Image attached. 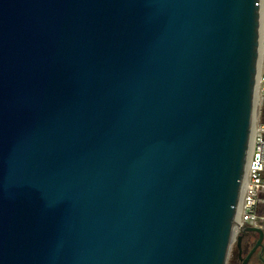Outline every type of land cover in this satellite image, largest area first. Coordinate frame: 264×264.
Wrapping results in <instances>:
<instances>
[{
	"label": "water",
	"instance_id": "1",
	"mask_svg": "<svg viewBox=\"0 0 264 264\" xmlns=\"http://www.w3.org/2000/svg\"><path fill=\"white\" fill-rule=\"evenodd\" d=\"M260 41L261 0H0V264H227Z\"/></svg>",
	"mask_w": 264,
	"mask_h": 264
},
{
	"label": "built area",
	"instance_id": "2",
	"mask_svg": "<svg viewBox=\"0 0 264 264\" xmlns=\"http://www.w3.org/2000/svg\"><path fill=\"white\" fill-rule=\"evenodd\" d=\"M259 86L264 102V66L259 73ZM260 114V113H259ZM242 193L234 227V239L241 233L245 225L264 227V214L260 211L264 203V122L258 116L254 134L252 152L248 164L246 179L242 185ZM239 217L237 219V215Z\"/></svg>",
	"mask_w": 264,
	"mask_h": 264
},
{
	"label": "flooded vegetation",
	"instance_id": "3",
	"mask_svg": "<svg viewBox=\"0 0 264 264\" xmlns=\"http://www.w3.org/2000/svg\"><path fill=\"white\" fill-rule=\"evenodd\" d=\"M239 235L233 244L230 264H264V239L259 243L260 233L245 230Z\"/></svg>",
	"mask_w": 264,
	"mask_h": 264
},
{
	"label": "bare ground",
	"instance_id": "4",
	"mask_svg": "<svg viewBox=\"0 0 264 264\" xmlns=\"http://www.w3.org/2000/svg\"><path fill=\"white\" fill-rule=\"evenodd\" d=\"M263 39H264V0H261V41H260L259 68H258V75H257V82H256L254 113H253L252 131H251L250 144H249L248 160H247V165H246V170H245V175H244L243 182L246 179V175H247L248 164H249V160H250V156H251V152H252L254 134H255V131H256V128H257L258 116H259L260 108H261V105H262V102H261L262 94H261V90H260V86H259V79L258 78H259V73H260V71L263 68V62H264V43H263ZM242 191H243V189H242ZM239 205H241L240 202H239ZM237 212H238V210H237ZM238 217H239V213L237 215V219H238ZM235 221H236V218H235Z\"/></svg>",
	"mask_w": 264,
	"mask_h": 264
},
{
	"label": "rangeland",
	"instance_id": "5",
	"mask_svg": "<svg viewBox=\"0 0 264 264\" xmlns=\"http://www.w3.org/2000/svg\"><path fill=\"white\" fill-rule=\"evenodd\" d=\"M263 43H264V39H263ZM263 66H264V63H263ZM261 102H262V97H261ZM263 116H264V102H263L262 105H261V108H260V114H259L260 120H261L262 122H263V120H262ZM260 211H261V213L264 214V203L261 204V206H260ZM234 241H235V240H234ZM233 244H234V242H233ZM233 244H232V247H231V251H230V255H229V259H228V263H227V264H230V258H231V256H232V248H233Z\"/></svg>",
	"mask_w": 264,
	"mask_h": 264
},
{
	"label": "trees",
	"instance_id": "6",
	"mask_svg": "<svg viewBox=\"0 0 264 264\" xmlns=\"http://www.w3.org/2000/svg\"><path fill=\"white\" fill-rule=\"evenodd\" d=\"M262 120H263V122H264V116H263Z\"/></svg>",
	"mask_w": 264,
	"mask_h": 264
}]
</instances>
